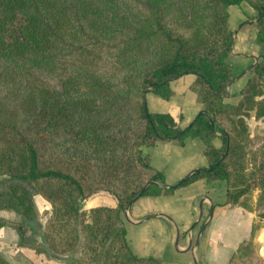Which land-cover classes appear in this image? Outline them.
Here are the masks:
<instances>
[{
    "label": "trees",
    "instance_id": "16d2710c",
    "mask_svg": "<svg viewBox=\"0 0 264 264\" xmlns=\"http://www.w3.org/2000/svg\"><path fill=\"white\" fill-rule=\"evenodd\" d=\"M242 1L264 45V0H0V210L23 217H0V227L17 232L15 247L47 256L33 231L36 193L50 205L42 231L50 250L79 246L66 264H164L130 251L122 220L130 201L143 187L140 196H154L223 179L228 205L257 211L230 264L255 254L264 129L249 150L247 118L264 120V50L239 101H224L234 78L227 7ZM185 74L195 75L190 89L204 108L181 128L171 114L148 111L145 92L168 99L169 81ZM212 136L222 145L204 148L208 167L172 186L138 152L157 140ZM100 192L116 204L81 208Z\"/></svg>",
    "mask_w": 264,
    "mask_h": 264
},
{
    "label": "crops",
    "instance_id": "0c3cea01",
    "mask_svg": "<svg viewBox=\"0 0 264 264\" xmlns=\"http://www.w3.org/2000/svg\"><path fill=\"white\" fill-rule=\"evenodd\" d=\"M227 12L233 37L228 60L232 64L234 78L227 87L224 101L236 104L241 89L252 76L254 64L263 53L264 45L256 40L255 11L247 2L231 4ZM194 79L193 74L171 79L169 86L173 93L168 99L151 89L147 90L145 102L148 111L169 113L181 128L187 127L204 108L190 89ZM247 125L250 133L247 148L254 150L259 141L253 143L250 149L251 139L264 129V120L255 119L251 113ZM208 144L219 147L222 141L218 136L188 137L183 143L174 139L157 140L151 145L139 146L138 152L148 157L153 168L163 172L166 186H172L194 170L208 167V159L204 154ZM5 184L7 182L0 180V188ZM256 197L257 191L253 199L256 200ZM115 204L111 195L100 192L86 199L81 208ZM12 216L23 221L21 215L0 210V217L11 219ZM256 218V210L227 204L226 182L223 179H197L172 192L139 196L122 213L130 251L137 257L158 258L164 264H195L194 260L198 264H230L234 252L250 239L252 223ZM43 223L39 224L37 231H33L35 238L45 246L47 256L15 247L17 232L9 226H1L0 264H66L78 254L79 246L68 254L51 251L43 238ZM204 224L195 245L196 236ZM254 244L256 251L253 256L237 258L232 264H247L246 258L250 257L256 264H264V223L254 237Z\"/></svg>",
    "mask_w": 264,
    "mask_h": 264
},
{
    "label": "rangeland",
    "instance_id": "374dc122",
    "mask_svg": "<svg viewBox=\"0 0 264 264\" xmlns=\"http://www.w3.org/2000/svg\"><path fill=\"white\" fill-rule=\"evenodd\" d=\"M227 22H228V20H227ZM228 28H229V26H228ZM260 133L261 132L257 133V136H254L251 139V141H253V142L250 143V146H249L250 149H251V147H253V145H254L253 143L260 141ZM4 178L5 177H1L0 176V180L1 181ZM29 188L34 193V189L32 187H29ZM33 200H34V205H35L33 229L37 231V229L39 227V224L43 223L46 220V218L48 216V212L50 211V205L39 194H36V193H34ZM12 213L15 214L13 211H12ZM11 220L20 221V220H17L16 218H14V216H12ZM262 223H264V220L262 221ZM246 259L248 260L247 264H256V263L253 262V259L251 257L250 258H246Z\"/></svg>",
    "mask_w": 264,
    "mask_h": 264
},
{
    "label": "water",
    "instance_id": "95a60500",
    "mask_svg": "<svg viewBox=\"0 0 264 264\" xmlns=\"http://www.w3.org/2000/svg\"><path fill=\"white\" fill-rule=\"evenodd\" d=\"M153 183H155V182H153V181H149V182L146 183L145 186H147L148 184H153ZM143 189H144V187H143V188H142V189H141V190L135 195V197L130 201V203H129V205L127 206V208L130 206V204H131L136 198H138V197L141 195V193L143 192ZM205 224H206V223H205ZM205 224L202 225V227L200 228V230H199V232H198V234H197V236H196V239H195V242H194L195 245H197V243H198V241H199L200 233L202 232V230H203ZM178 236H179V233H178ZM178 236H177V241H178ZM261 249H263V247H262ZM194 263H195V264H198L196 260H194Z\"/></svg>",
    "mask_w": 264,
    "mask_h": 264
}]
</instances>
